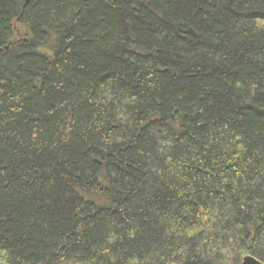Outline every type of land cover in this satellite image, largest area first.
Listing matches in <instances>:
<instances>
[{
  "label": "trees",
  "instance_id": "obj_1",
  "mask_svg": "<svg viewBox=\"0 0 264 264\" xmlns=\"http://www.w3.org/2000/svg\"><path fill=\"white\" fill-rule=\"evenodd\" d=\"M264 261V0H0V261Z\"/></svg>",
  "mask_w": 264,
  "mask_h": 264
},
{
  "label": "water",
  "instance_id": "obj_2",
  "mask_svg": "<svg viewBox=\"0 0 264 264\" xmlns=\"http://www.w3.org/2000/svg\"><path fill=\"white\" fill-rule=\"evenodd\" d=\"M240 264H264V261L252 255H245Z\"/></svg>",
  "mask_w": 264,
  "mask_h": 264
},
{
  "label": "rangeland",
  "instance_id": "obj_3",
  "mask_svg": "<svg viewBox=\"0 0 264 264\" xmlns=\"http://www.w3.org/2000/svg\"><path fill=\"white\" fill-rule=\"evenodd\" d=\"M0 263H1V264H4V263H2L1 261H0Z\"/></svg>",
  "mask_w": 264,
  "mask_h": 264
}]
</instances>
